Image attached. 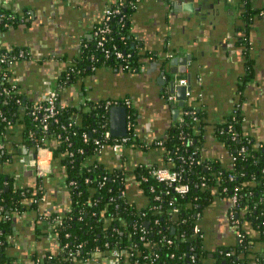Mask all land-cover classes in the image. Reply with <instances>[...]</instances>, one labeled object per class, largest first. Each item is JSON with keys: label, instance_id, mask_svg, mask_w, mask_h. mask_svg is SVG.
<instances>
[{"label": "crops", "instance_id": "0c3cea01", "mask_svg": "<svg viewBox=\"0 0 264 264\" xmlns=\"http://www.w3.org/2000/svg\"><path fill=\"white\" fill-rule=\"evenodd\" d=\"M119 2L125 4L126 0H0V11L19 19L0 33V50L21 48L28 53L25 60L8 67V74L29 104L43 101L49 89L57 88L59 102L74 108L78 122L88 110L87 102L130 103L135 119L129 130L126 124V131L138 147L126 148L121 157L107 147L96 161L110 172L123 171L125 200L136 209H145L149 198L140 186L138 172L164 164V152L155 143L179 117V112L175 116L177 101L167 99L173 95L176 100L169 82L182 77L187 80L186 74H171L166 68L169 54L191 57L186 71L191 94L197 100L195 109L203 115L200 160L224 168L231 165L230 153L214 138L212 128L236 109L242 132L254 144H264V0H136L129 15V37L133 49L147 56L138 69L88 68L87 74L60 88L58 80L81 49L94 42L103 10ZM23 128L18 119L0 130L7 153L12 149L18 153L16 162L9 166L6 161L4 168L19 185L34 187L33 154L22 145ZM42 156L50 165L51 152L43 151ZM50 172L45 178L51 181L38 212L63 215L70 211V198L60 178L53 176L57 171L54 173L52 164ZM230 209L227 198L215 196L196 215L195 235L202 252L199 264H216L218 250L239 246L241 236L231 222ZM34 215L20 214L13 223L12 246L7 249L12 264L43 262L58 251L52 226ZM242 230L249 244H260L256 250L260 254L264 243L258 240V232L246 224ZM82 264L113 263L110 254L98 252Z\"/></svg>", "mask_w": 264, "mask_h": 264}, {"label": "trees", "instance_id": "16d2710c", "mask_svg": "<svg viewBox=\"0 0 264 264\" xmlns=\"http://www.w3.org/2000/svg\"><path fill=\"white\" fill-rule=\"evenodd\" d=\"M134 1L126 0L122 9L125 18L122 22H111L108 35L110 42L104 44V48H114L130 57L125 62L116 61L112 55L105 58L94 38V42L81 49L78 58L58 80V84L62 87L69 85L79 75L87 74L88 68L123 69L128 64L138 69L147 56L133 49L129 37L130 6ZM0 14L11 17L10 20L0 19V32L6 23L15 25L19 20L5 11H0ZM4 73L9 76L8 67L1 65L0 78ZM250 77L251 73L244 80ZM19 97L23 106L29 104L22 101V96ZM196 102L192 96L184 103L178 119L166 136L158 141L160 145H157L164 152V163L168 165L167 161H172L174 170H184L183 182L190 186L188 194L177 196L163 183L150 177L147 170L140 169L139 182L149 198V205L145 209H136L120 195L124 190V173L110 172L96 161L99 154L96 142L101 143V134L109 127L108 112L103 103L87 102L88 110L82 112L77 122L74 108L60 102L58 114L49 119L47 129L42 130V110L34 120L13 100H5L0 96V112L6 118L0 124V130L13 126L21 119L24 124V149L33 155L38 147L50 150L53 171H57L53 176L60 178L70 198V211L63 215L39 213L38 205L47 194L50 178L34 177V187L19 185V181H14L6 173L7 168H4L6 161L9 166L16 162L17 150L12 149L11 153H7L4 147L0 151V264L14 262L7 253V249L12 246L13 223L20 214L26 212L35 214L39 220H46L55 235L58 251L49 255L51 259L43 260L42 264H71L72 258L76 264H82L95 253L109 254L114 248L120 252L119 264H199L202 256L200 240L193 233L196 215L215 196L229 198L236 189L240 198L233 210L238 215L239 224L236 227L242 242L234 249H220L216 253V264L264 263V258L256 260L259 256L248 258L256 252L251 247L255 245L249 244L242 230L244 224L249 225L258 232L260 243H264V144H254L242 132L241 122L233 126L232 132H227L226 127L232 118L229 116L212 129L217 142L234 158L232 165L224 168L206 160L201 164L190 163V159H197L203 126V115L195 109ZM130 112L135 119L133 109ZM184 112L193 114L184 115ZM233 112L238 114L236 118L239 119L238 110ZM84 133L87 134L86 140L82 137ZM233 134L236 135L235 140L231 139ZM132 143L138 147L136 140L126 146ZM201 181L205 182V188H200ZM69 182H74V185L69 186ZM253 205L255 208L250 210ZM246 206L250 211L242 214L241 210ZM146 222L147 227L144 226ZM168 240L172 242L170 245L166 243ZM227 252L229 256H226Z\"/></svg>", "mask_w": 264, "mask_h": 264}, {"label": "built area", "instance_id": "2783aa9c", "mask_svg": "<svg viewBox=\"0 0 264 264\" xmlns=\"http://www.w3.org/2000/svg\"><path fill=\"white\" fill-rule=\"evenodd\" d=\"M124 7H125V4L121 3V2L107 6L103 10V14H102L103 18H102L101 24L94 30V38H96V46L98 48H101V51L103 52V56L105 58H108L110 55H112L116 61H120V62H125L130 56L128 54L125 55L124 53H121L120 51H117L114 48H112V50H110L108 48H104V44H105V42L106 43L110 42L108 35L110 33L111 22L114 20H117L118 22H122L124 20L125 16H124L123 11H122V9ZM130 7L133 8V4H131ZM2 18L3 19L5 18V20L11 19V17H8V16L6 17L3 14H0V19H2ZM10 27H12V23L11 24L6 23L4 25V30H6ZM3 31H1L0 33H2ZM27 57H28V53L26 52V50L21 49V48H19L18 50H15V51H10V52H4V51L0 50V66L5 65V66L9 67L10 65H13L16 62L25 60ZM123 70H134V69L131 68L128 64H125L123 66ZM175 84L177 86H187L188 85L187 80L183 77L182 78H176ZM58 86L60 88L62 87L61 84H59ZM19 91L20 90L18 88V84L15 82V80L11 79L6 73L2 74V76L0 78V96H3L5 100H13V102L15 104H17L18 107L24 113H26L28 116L33 117L34 120L38 118L36 115L39 114V112L42 110L44 112V115H43L42 120H41L42 130H46L47 129V124H46L47 121L49 119L55 117L58 114V104L60 105V102H59L58 96H57V88L49 89L46 92L43 101L28 104L26 106H23L20 102L19 96H21V95H20ZM190 95H191L190 91H187L185 93L186 97H190ZM167 99L173 103L176 102L175 97L173 95L168 96ZM22 101L24 102L23 99H22ZM41 102L43 104H40ZM83 105H85V104H83ZM103 105H104V109L107 110V112H108L109 108H111L112 106H117V105L124 106L127 110V116H126V124H128L127 128H128V130L131 128L133 116H132V113L130 112L131 111V105L128 101H115V102L107 101V102H104ZM191 114H193V112H184V115H191ZM231 116H232V118L228 122V125L226 127L227 132H232L233 126L238 124L239 122H241L238 118H236V117H238L237 113L233 112L231 114ZM0 120L2 123L6 121L5 116L1 112H0ZM194 120H196V119L194 118ZM82 137L84 138V140H86L87 134L84 133L82 135ZM101 138H102L101 143L96 142L98 144V151L100 152L104 148L108 147V148H110V150L114 154H116L117 156H120V157H121L122 152L126 148H134L136 146L133 143L128 147L126 146V144H128L129 142L135 141V139H134L133 135H131L130 131H127V134L124 137L116 138V137H112L110 132H109V129H107V130L102 132ZM231 139L235 140L236 135L233 134ZM155 145H160V143L156 142ZM3 149H4V144H3V142L0 141V151H2ZM43 151H49L50 152V150L46 147H38L36 150V153L34 154L35 157L33 158V161L31 164V166L33 167V173H34L35 177L38 179H43L51 173L50 172L51 164L46 165V163L43 159V156H42ZM241 152H242V150H241ZM230 156H231V154H230ZM233 160H234V158L231 156V165H232ZM51 162H52V159H51ZM167 162H168V165H167V163H164L160 167H152V168L146 169L147 172L149 173V176L156 179L158 182L163 183L165 186H167V188L171 189V191L174 194H176L177 196H179V197L186 196L190 190V186L187 183L183 182L184 170L183 169H180L178 171L174 170L173 169L174 166L172 164V161L171 162L167 161ZM192 162H195V164H201V162H203V160L199 159V156L197 153V159L196 158H194V160L190 159V163H192ZM119 172L123 173V171H119ZM104 179H105V177H104ZM230 179H231V177H230ZM68 185L73 186L74 182H69ZM199 186H200V188H205L206 184L204 181H201ZM120 195L122 197H124V190L120 193ZM239 198L240 197H239V194L237 193V189L229 198H227L230 202V205H231L229 217L231 219V222L234 224V226H238V224H239L238 220H237L238 215L233 210V208H236L238 206ZM254 208H255V205L251 206V209L248 208V206H246L241 210V213L244 214V213L249 212L250 210H252ZM196 232H197V228L194 227L193 233L196 234ZM239 242L240 243L242 242V236L240 237ZM166 243L170 245L172 242L170 240H168ZM109 254L112 258V263L113 264H119L120 252L114 248L113 250H111L109 252ZM229 255H230V253L227 252L226 256H229ZM257 256H259V258H256L257 260L263 259L264 258V249L260 252V254L258 253ZM46 259L50 260L51 257L47 256ZM35 264H42V261L40 259H38L37 261H35ZM71 264H76L74 258L71 259Z\"/></svg>", "mask_w": 264, "mask_h": 264}, {"label": "water", "instance_id": "95a60500", "mask_svg": "<svg viewBox=\"0 0 264 264\" xmlns=\"http://www.w3.org/2000/svg\"><path fill=\"white\" fill-rule=\"evenodd\" d=\"M133 47V46H132ZM167 58L165 59V66L169 67V72L171 74H186L187 75V86H174L176 85L175 82L172 80L169 82L170 86V92L175 93L176 95V101L177 105L174 107L175 108V116L178 115V112L181 107H183L184 103L188 100V98L192 97V94L190 97H186L185 93L187 91H191V86H190V75L187 74V62L191 60L190 56L186 57H179L178 54H169L166 56ZM168 61V62H167ZM168 71V70H167ZM175 88V89H174ZM108 116H109V132L112 137L116 138H121L124 137L127 134L126 131V116H127V110L124 106L117 105V106H112L108 110ZM35 156L33 155V158ZM148 169V168H145ZM34 174V173H33ZM145 227L148 226V222L144 224ZM171 232H174V229L172 228ZM252 245V244H251ZM259 249L258 245L254 246L253 250ZM257 252L253 253L251 256H248L249 259H254L257 257Z\"/></svg>", "mask_w": 264, "mask_h": 264}, {"label": "flooded vegetation", "instance_id": "af4514ba", "mask_svg": "<svg viewBox=\"0 0 264 264\" xmlns=\"http://www.w3.org/2000/svg\"><path fill=\"white\" fill-rule=\"evenodd\" d=\"M126 4V3H125Z\"/></svg>", "mask_w": 264, "mask_h": 264}]
</instances>
